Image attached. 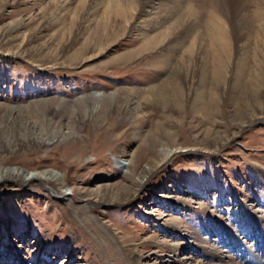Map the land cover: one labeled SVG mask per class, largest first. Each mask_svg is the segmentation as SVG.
<instances>
[{
  "label": "rangeland",
  "instance_id": "rangeland-1",
  "mask_svg": "<svg viewBox=\"0 0 264 264\" xmlns=\"http://www.w3.org/2000/svg\"><path fill=\"white\" fill-rule=\"evenodd\" d=\"M161 1L116 17L106 0H0V264H249L264 252V42L249 29L264 18L240 25L227 0L218 63L209 7ZM252 1L249 15L264 12ZM176 3L194 14L161 47L155 12Z\"/></svg>",
  "mask_w": 264,
  "mask_h": 264
},
{
  "label": "bare ground",
  "instance_id": "bare-ground-1",
  "mask_svg": "<svg viewBox=\"0 0 264 264\" xmlns=\"http://www.w3.org/2000/svg\"><path fill=\"white\" fill-rule=\"evenodd\" d=\"M107 3L109 4L108 5V8L109 11L113 14L116 12V14L114 16H119V17H122V16H125L126 15V12H128V8L129 6L127 5L128 3L131 5L132 3V0H106ZM138 5H139V9H141L142 7V0H135ZM147 1V0H146ZM164 1L166 0H162L161 1V5L164 4ZM203 2V4H206L209 8H207L205 11L207 14L210 15L211 18H213V20L217 23L218 25V28H217V31L216 32H211L210 34H207V43L205 44V46L207 47V51H209L212 55V58L217 61L218 63L220 62L219 61V54L218 52L222 49V50H225V46H227V36L223 37V34L224 33H227V29L225 28V25H228L226 20L229 18L227 15H228V8H227V0H201ZM218 1V4L217 6L215 5V2ZM260 1H264V0H260ZM135 2V3H136ZM163 2V3H162ZM226 2V4H225ZM124 3H127V4H124ZM167 3V2H166ZM236 3L237 5H235V9H234V15L235 17L238 16L239 18L241 17V21L240 22V25H246L247 24L245 22H248L250 23V18L254 17H262L264 18V12L260 9H257L256 11H251L252 12V15H249L250 11L248 10H245V7L246 5L248 4H251V3H254L253 1L251 2V0H236ZM256 3V2H255ZM182 4V3H181ZM135 5V4H134ZM105 6V5H104ZM107 7V6H106ZM128 7V8H127ZM132 7H133V3H132ZM136 7V6H135ZM261 7V6H260ZM131 8V7H130ZM132 9V8H131ZM160 10V9H159ZM169 11H167V13H169V15H166L165 18H161L160 15H159V12H155V15L158 14L157 17H159V22L155 23L156 26L159 25V27L161 26V24H164L163 26V29L157 33L156 37L154 36V38L158 41H156V43H158V45H161V47L163 45H171L172 42H174V35L176 36V32L180 26L182 28H184L186 30V25L188 24V20H190L189 17H191V15H193V11H190L189 10V7L185 6L184 4L179 6L176 5L175 6H172L171 9H168ZM176 11V12H175ZM164 12V11H162ZM131 13V12H130ZM165 13V12H164ZM163 14V13H162ZM191 14V15H190ZM154 15V14H153ZM154 15V16H155ZM164 15V14H163ZM149 16V15H148ZM195 16V15H194ZM233 16V15H232ZM186 17V18H184ZM232 18V17H231ZM237 18V17H236ZM252 18V19H254ZM153 18L151 17V14H150V17L148 18V21L150 22ZM148 22V23H149ZM258 22V21H257ZM146 23V21H145ZM264 23V22H263ZM154 26H152L151 28H153ZM156 28V27H155ZM241 29V28H240ZM251 31L254 32V34H256L257 37H263L262 40L264 42V27H259V26H251L249 28ZM175 32V33H174ZM174 34V35H173ZM225 35V34H224ZM201 36V35H200ZM248 36V35H247ZM230 37V36H229ZM231 38V37H230ZM178 39V38H177ZM255 39H258V38H255ZM176 40V38H175ZM196 40V39H195ZM229 40V39H228ZM249 40V39H248ZM200 41V40H199ZM205 41V40H204ZM257 41V40H256ZM260 41V40H258ZM254 42V41H253ZM176 43V42H175ZM148 44V43H147ZM178 44V42H177ZM197 43H195V41H192L191 42V45L187 48V52H191L192 50V47H195ZM255 44V43H254ZM257 44V43H256ZM222 46V47H221ZM257 47V46H256ZM170 48V47H169ZM165 49V47H164ZM161 50V49H160ZM163 50V49H162ZM211 50V51H210ZM221 50V51H222ZM193 52V51H192ZM227 53V52H226ZM190 53H188L189 55ZM193 54V53H192ZM187 56V55H186ZM225 56V55H224ZM191 57V55H190ZM221 57V55H220ZM188 58V56H187ZM211 58V59H212ZM223 59V58H222ZM186 61V60H185ZM214 61V62H215ZM188 62V61H187ZM194 64V63H193ZM192 65V64H190ZM176 66V65H175ZM182 66V65H181ZM180 66V67H181ZM179 67V68H180ZM185 67V66H184ZM184 70V68H183ZM171 72V71H170ZM179 73V72H177ZM179 75V74H178ZM186 75V73H185ZM172 76V75H171ZM170 77V76H169ZM186 77V76H185ZM192 77V76H191ZM195 78V77H194ZM172 79V78H171ZM177 80V79H176ZM175 80V81H176ZM174 81V82H175ZM194 81V80H193ZM179 82V81H177ZM189 83V82H188ZM175 85V83H173ZM179 84V83H178ZM173 85V86H174ZM162 86V85H161ZM161 86H158L157 88L154 87V88H151L150 90L151 91H154L156 93V98L155 101H162L164 100L165 96L164 94H166V90L167 89H171L169 88L171 86V83H168L167 84V87H164L162 89ZM178 86V85H177ZM175 88V87H174ZM173 88V89H174ZM180 87H178L179 89ZM149 90V91H150ZM176 90V89H175ZM174 90V91H175ZM169 91V90H168ZM173 92V90H171ZM179 91V90H178ZM182 91V90H181ZM154 93V94H155ZM149 94V93H148ZM154 99V98H153ZM40 176L39 175H32L31 177H29L30 179H33V178H39ZM55 176L53 175L52 176V179H54ZM232 239H235V241H238L239 239L237 238H232ZM251 257H253L252 259L251 258H246V259H251L252 261L254 262H249V264H264V262L262 261V259H264V252L261 253L260 256H258V254H251ZM257 259V260H256ZM247 264V263H246Z\"/></svg>",
  "mask_w": 264,
  "mask_h": 264
}]
</instances>
